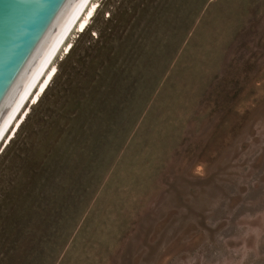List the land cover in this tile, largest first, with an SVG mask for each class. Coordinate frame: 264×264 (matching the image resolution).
I'll use <instances>...</instances> for the list:
<instances>
[{
    "label": "rangeland",
    "instance_id": "1",
    "mask_svg": "<svg viewBox=\"0 0 264 264\" xmlns=\"http://www.w3.org/2000/svg\"><path fill=\"white\" fill-rule=\"evenodd\" d=\"M0 149V264H264V0H94Z\"/></svg>",
    "mask_w": 264,
    "mask_h": 264
},
{
    "label": "water",
    "instance_id": "2",
    "mask_svg": "<svg viewBox=\"0 0 264 264\" xmlns=\"http://www.w3.org/2000/svg\"><path fill=\"white\" fill-rule=\"evenodd\" d=\"M88 1L0 0V137Z\"/></svg>",
    "mask_w": 264,
    "mask_h": 264
},
{
    "label": "bare ground",
    "instance_id": "3",
    "mask_svg": "<svg viewBox=\"0 0 264 264\" xmlns=\"http://www.w3.org/2000/svg\"><path fill=\"white\" fill-rule=\"evenodd\" d=\"M98 9V4L94 0H89L80 15L72 25L71 29L63 39L62 43L54 53L53 57L45 67L44 71L36 81L35 85L27 95L26 99L18 109L17 113L9 123L8 127L0 137V149L4 143H8L17 133L22 123L25 121L29 113V105L37 104L41 96L49 88L53 78L57 73V67L55 64V59L59 55L60 51L63 50L64 53H68L72 48V43L70 42V36L73 32H84L89 26L91 20L95 16ZM3 137V138H2Z\"/></svg>",
    "mask_w": 264,
    "mask_h": 264
},
{
    "label": "trees",
    "instance_id": "4",
    "mask_svg": "<svg viewBox=\"0 0 264 264\" xmlns=\"http://www.w3.org/2000/svg\"><path fill=\"white\" fill-rule=\"evenodd\" d=\"M48 90V89H47ZM46 93V92H45ZM41 100V99H40ZM40 102V101H39Z\"/></svg>",
    "mask_w": 264,
    "mask_h": 264
}]
</instances>
